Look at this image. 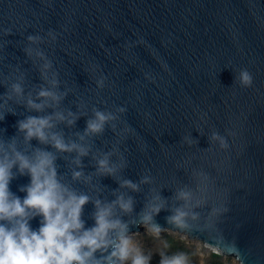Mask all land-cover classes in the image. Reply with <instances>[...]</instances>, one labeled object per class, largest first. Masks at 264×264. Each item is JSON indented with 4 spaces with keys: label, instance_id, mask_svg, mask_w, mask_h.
I'll return each instance as SVG.
<instances>
[{
    "label": "water",
    "instance_id": "water-1",
    "mask_svg": "<svg viewBox=\"0 0 264 264\" xmlns=\"http://www.w3.org/2000/svg\"><path fill=\"white\" fill-rule=\"evenodd\" d=\"M241 68L252 73V87L233 82ZM13 83L24 91L9 99L3 94ZM42 87L63 98L41 112L28 109L29 98L41 102ZM94 110L116 119L81 140ZM56 111L77 117L52 131L88 148L79 166L76 152L35 139L26 144L16 129L18 120ZM0 116L5 147L15 137L25 155L54 152L60 182L89 197L85 229L94 226L96 200L123 195L132 210L116 207L113 219L127 225V234L150 227L142 216L162 203L152 221L160 233H181L238 264H264V0H0ZM214 132L227 147L210 140ZM105 155L117 166L112 175L97 173ZM73 171L82 176L74 180ZM12 172L9 190L23 199L30 177ZM124 180L137 190L121 187ZM180 191L191 198L177 199ZM181 206L184 227L167 220ZM39 221L31 219V228Z\"/></svg>",
    "mask_w": 264,
    "mask_h": 264
},
{
    "label": "clouds",
    "instance_id": "clouds-1",
    "mask_svg": "<svg viewBox=\"0 0 264 264\" xmlns=\"http://www.w3.org/2000/svg\"><path fill=\"white\" fill-rule=\"evenodd\" d=\"M49 35L55 38L53 33ZM29 42L35 43L39 37L28 36ZM31 55V49H25ZM37 55H41L37 53ZM50 62L44 64L49 68ZM104 78L97 81L103 86ZM233 82H238L242 88L253 85V75L247 68H241L234 75ZM55 88L57 81L51 82ZM23 87L20 83H13L10 90L3 94L9 99L12 95L21 97ZM64 94H58L51 89L41 88L37 93L40 103L29 98L26 107L36 112H41L45 107H54L63 98ZM123 113L124 108H118ZM9 112L15 115L14 111ZM3 119V116H0ZM77 117L68 112L65 115L56 111L52 115L29 116L16 122L18 132L24 133V141L27 144L35 139L41 144H48L56 152H76L73 163L80 165V157L88 154V148L75 142H66L62 133L54 132L52 129L57 122H66L68 126L75 123ZM116 119L107 112L94 110V117L86 121L82 140L84 136L102 133L105 124ZM126 132H132L126 128ZM79 135V134H78ZM210 140H219L221 147H227L226 142L217 133H213ZM56 155L54 152L42 149L33 150L32 154L25 155L16 147V139L12 137L5 147V142L0 141V264H123L131 259V264H147L149 258L138 251L133 254L131 239L127 234V225L119 219H113L114 208L119 207L122 212H131L132 199H125L123 195L111 203L102 204L100 200L94 203L93 213L94 226L85 229L84 221L81 219L83 206L89 202V197L77 194L62 184L57 177L55 165ZM122 166V165H121ZM16 168L20 175L27 174L30 182L21 187L20 191L26 193L23 199L15 196L9 190V183L14 178L12 172ZM117 166L110 165L108 156L97 160V173L112 175ZM82 172L73 171L72 178L79 179ZM148 182L145 177L141 183ZM121 187L137 190V185L131 181L124 180ZM191 193L180 191L177 199L187 202ZM159 197H154L158 201ZM186 206V205H185ZM185 206L177 207L174 215L167 218L169 223L184 227V218L188 213ZM162 203L153 202L148 206L142 216L143 222H151L150 230L159 234L162 229L153 221V215L161 210ZM40 217V226L32 229L29 221ZM112 251L104 256L108 248ZM100 252L101 258H96L95 253ZM160 264H191L190 257L185 253H177L171 257H162Z\"/></svg>",
    "mask_w": 264,
    "mask_h": 264
},
{
    "label": "trees",
    "instance_id": "trees-1",
    "mask_svg": "<svg viewBox=\"0 0 264 264\" xmlns=\"http://www.w3.org/2000/svg\"><path fill=\"white\" fill-rule=\"evenodd\" d=\"M186 240L174 231L164 234L143 232L137 236L138 244L133 249V254L138 251L148 257L147 264H160L162 257H171L177 253L187 254L191 264H236L230 257L212 250L202 253L197 244Z\"/></svg>",
    "mask_w": 264,
    "mask_h": 264
},
{
    "label": "rangeland",
    "instance_id": "rangeland-1",
    "mask_svg": "<svg viewBox=\"0 0 264 264\" xmlns=\"http://www.w3.org/2000/svg\"><path fill=\"white\" fill-rule=\"evenodd\" d=\"M143 232H146V233H154L150 230V227L148 226H145V228L141 231V232H134V233H129V237L131 239V244H132V249H135V247L137 246L138 244V241H137V236L140 235L141 233ZM166 232H173L171 230H164L163 231V234L166 233ZM174 233H178V232H174ZM156 234V233H155ZM160 234V233H159ZM162 234V233H161ZM181 236L185 237L188 242H193L195 244L198 245V247L200 248V250L202 251V253H205L206 251L209 253V251H211L209 248H206L205 246H203V244L200 242V241H196V240H189L185 235L179 233ZM186 240V241H187ZM230 257V256H228ZM232 259V261L236 262V264H238V262L233 258V257H230ZM131 262V259L127 260V261H124L123 264H130Z\"/></svg>",
    "mask_w": 264,
    "mask_h": 264
}]
</instances>
